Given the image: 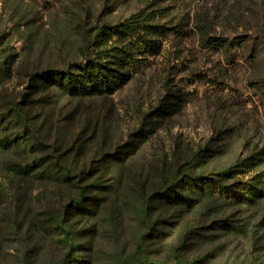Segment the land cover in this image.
Here are the masks:
<instances>
[{
    "label": "rangeland",
    "instance_id": "1",
    "mask_svg": "<svg viewBox=\"0 0 264 264\" xmlns=\"http://www.w3.org/2000/svg\"><path fill=\"white\" fill-rule=\"evenodd\" d=\"M0 264H264V0H0Z\"/></svg>",
    "mask_w": 264,
    "mask_h": 264
},
{
    "label": "trees",
    "instance_id": "2",
    "mask_svg": "<svg viewBox=\"0 0 264 264\" xmlns=\"http://www.w3.org/2000/svg\"><path fill=\"white\" fill-rule=\"evenodd\" d=\"M143 21H135L129 23L127 26H123L119 29V34L122 36H127L130 33H137L142 28ZM155 28V33L162 34L165 33V27H153ZM211 46H215L218 44L216 40H211L208 42ZM106 66V65H105ZM102 63H93L88 64L84 68H79L81 72L80 75H71V74H64V75H56L55 79L57 78L58 81H61L63 86L72 94H81L85 92H103L106 90H112L113 85L119 80L120 76L123 75H116L113 71H109L108 67H105ZM111 72L113 74H111ZM259 190L253 187L247 189V199H242L243 201L249 200V197H257ZM82 199V198H81Z\"/></svg>",
    "mask_w": 264,
    "mask_h": 264
}]
</instances>
